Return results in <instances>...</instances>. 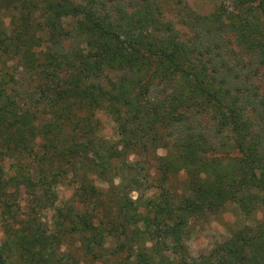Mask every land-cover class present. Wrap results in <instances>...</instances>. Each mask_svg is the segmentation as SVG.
Masks as SVG:
<instances>
[{"label":"trees","instance_id":"trees-1","mask_svg":"<svg viewBox=\"0 0 264 264\" xmlns=\"http://www.w3.org/2000/svg\"><path fill=\"white\" fill-rule=\"evenodd\" d=\"M2 1L19 14L11 35L1 30L0 53L12 48L38 83L32 107L11 97L0 104V156L33 159L40 210L55 206L62 179L75 185L81 207L56 208L58 232L79 235L90 261L126 252L133 264H209L171 258L157 241L183 246L189 219L234 202L263 217L216 245L212 258L264 264V0H221L206 13L188 0ZM41 32L45 47L24 48ZM99 111L113 117L118 140L100 135ZM130 154L156 163L155 183L145 185L160 191L144 209L130 195L144 185ZM92 176L111 183L108 207ZM167 218L181 223L167 230ZM25 223L24 234L6 237L0 264H16L14 255L21 264H70L37 213Z\"/></svg>","mask_w":264,"mask_h":264},{"label":"rangeland","instance_id":"rangeland-1","mask_svg":"<svg viewBox=\"0 0 264 264\" xmlns=\"http://www.w3.org/2000/svg\"><path fill=\"white\" fill-rule=\"evenodd\" d=\"M74 1L78 2L80 0ZM188 2L199 13L209 12L221 4V0H188ZM227 2L229 5H233L231 0ZM174 8L175 5L172 4L173 11H169V16H175L176 10ZM18 14L19 9H7L3 1L0 0V35L1 30L5 29L10 33L8 35H11L9 28L11 26L10 22L13 16ZM74 21L75 19L70 20V23L73 24ZM36 37L39 39L36 38L37 40L33 43V46L31 45L29 47L28 42L24 48L41 50L45 47L47 35L41 32ZM13 53L12 48H9L5 53H0V88H5V96L1 97L0 104L6 103V100H9L8 98L11 97L15 99L16 104H18L17 106L25 108L32 107L33 104L30 97L36 91L38 81L35 76H30L31 74L25 72L20 62H18L17 55ZM34 97L39 98V95L37 94ZM13 108L10 107V109ZM97 116L101 120L100 135L112 140H118L119 136L116 132V123L113 117L104 111H99ZM41 143L42 139L37 137L34 142L37 150L40 149ZM157 153L159 155H165L166 149L160 148ZM18 158L22 159L21 162L18 161ZM129 159L133 161L139 159V166H137L140 172L139 178L142 179L144 185L137 191H132L130 195L134 199L141 197L143 204L141 208L144 209L146 201L156 196L160 191L155 186L146 187L145 185L147 183H155L156 163L153 159L145 155L138 156L136 154H130ZM32 160L26 158L24 153L17 157V159L10 156H0V168H2V171H0V247L8 234H11L13 238L17 234H24L26 232L25 222L33 214L37 213L40 222L47 226L52 236L56 235L58 238L57 242L61 243L59 251L70 264H133L132 258H128L126 252L114 253L111 256L109 253L101 261H90L91 256L88 257L85 254L82 239L79 235L58 232L55 226L56 208L62 207L66 212L69 210L75 211L81 207V205L73 201L75 185L69 179H62L54 187L56 191L55 206L40 210V207L36 204V198L41 197V191L34 185L33 179L30 180L28 177V174H30L32 178H37V172ZM13 174H15V177L10 178ZM92 177L94 178V183L102 191V198H104L102 205L108 207L111 205L109 203L111 198L108 197L107 192L109 188H112L110 187L111 183L94 176ZM184 178L185 173L181 171L171 178V183H173V186L181 187ZM22 179L25 181H22ZM115 182L119 183V178H115ZM112 206H114L113 203ZM106 211L108 210L105 208L100 214V217H103L104 220H107V214H109ZM203 211L201 215L189 219L187 229L185 230L188 234H185L182 240L183 246H178L170 241L165 242L163 239H160L157 241L160 251L175 259L188 258L192 260L194 258H205L209 261V264H216V261L212 258L214 247L229 239L239 229L249 231L255 228L256 219L263 217L262 209H258L252 216H246L234 202L227 203L222 210L214 211L208 207H204ZM32 219L34 221L35 217ZM165 222L167 230H171L181 223L180 220H174L173 218H167ZM114 244L115 242L111 241V247ZM107 245H109L108 242ZM13 258L16 264H21L17 260V256L14 255Z\"/></svg>","mask_w":264,"mask_h":264}]
</instances>
